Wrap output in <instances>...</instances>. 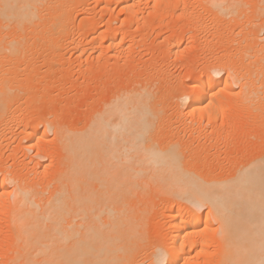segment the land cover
I'll return each instance as SVG.
<instances>
[{
    "label": "bare ground",
    "instance_id": "bare-ground-1",
    "mask_svg": "<svg viewBox=\"0 0 264 264\" xmlns=\"http://www.w3.org/2000/svg\"><path fill=\"white\" fill-rule=\"evenodd\" d=\"M86 1L0 0V145L8 139L9 130L11 133L13 127L20 126L16 121L22 111L35 110L32 115L37 119L32 121L39 123L32 127L28 122V129L23 121L16 134L24 154L33 150L29 160L12 168L0 163V258L9 259L5 264H264V149H254L242 162L233 159L231 164L236 163H229L230 169L221 172L223 163L214 162L207 154L202 158L205 149L186 144V139L208 132L209 125L212 134L228 130L234 116L231 109L244 116L251 113L262 130L259 132L264 133V34L259 33L264 30V0L252 2L259 22L254 21L256 31L251 28V34L242 29L238 39L236 34L230 36L232 39L225 41L229 50L200 73H190L188 90L174 95L175 115L181 118L186 110L188 121L183 125L188 132L172 130L178 123L181 127L180 118L176 127L162 121L160 104H165L157 99L164 101V97L156 95L150 80L116 86L82 125L65 123L52 108L36 109L33 104L47 93L39 96L32 90L37 98L29 93L30 83L41 78L27 72L38 63L31 57L43 54L39 58L51 65L54 57L63 54V40L71 37L74 29L86 34L96 31V23L84 7ZM203 1L213 17L231 16L235 22L241 18L234 14L248 6L246 0ZM95 2L111 15L114 8L110 2H121L123 12L129 14L127 22L129 18L133 22L137 18L134 9L141 1ZM80 6L77 18L74 11ZM157 13L162 11L154 15ZM105 27L97 28V44L87 53L106 52L108 56L109 52L110 58H116L131 33L111 24ZM211 29L203 42L209 43L215 36L217 29ZM173 34L167 36L169 41L174 42L175 31ZM127 52L130 56V50ZM45 156L50 157L48 163L42 160ZM40 166L42 171H38ZM28 170L34 172L32 179L25 173ZM155 214H160L163 228L153 221ZM153 223L159 239L149 233ZM159 229L164 230L161 233Z\"/></svg>",
    "mask_w": 264,
    "mask_h": 264
},
{
    "label": "rangeland",
    "instance_id": "rangeland-1",
    "mask_svg": "<svg viewBox=\"0 0 264 264\" xmlns=\"http://www.w3.org/2000/svg\"><path fill=\"white\" fill-rule=\"evenodd\" d=\"M131 1L132 0H130V2ZM160 1L159 0H144V1L139 0L140 3L136 5L137 8L134 6L135 7L134 10L137 11L136 13L138 15L136 14V17L137 18H138V16L140 17V18H138L140 22L136 21V20H138L137 18L133 19L134 21L131 22L132 19L130 20L129 17H128L129 21L127 22L128 19L126 17H127V15L129 16V14H127L126 13L127 11H125V10H124L125 12H123V8L121 6L122 1L119 3L116 2V4L115 3L112 4L110 2L109 6L114 8V10H113L114 13L112 12V15H111L110 14L111 12L109 10H108V12H109L108 13L105 9H103V8L101 9V6L99 5V3L97 5L95 0H90V1L87 0L86 5L84 7L89 9L88 10V16H90L93 19L94 24L96 23L95 24L96 25L95 26L96 31H94L93 34L92 33L86 34L82 31V29L81 30L78 28H76L77 30L74 29L73 35L71 37L67 38L65 41L63 40V43L65 42L64 44H62L63 47L61 46V50H63V51H60L61 53L63 52V54H60L61 56L60 55L57 56L56 59L53 55H52V57L48 56L50 62H51V60H53V57H54V61H53L54 64H53V62L51 63V65L49 62L43 63L44 61H46V60L41 59L43 54L42 55L36 54V55L31 57L33 59H36V61H38V63L33 68H30L29 71H27V72L28 73L30 72L31 74H33L35 76L38 75L36 79H38L40 77L42 78V76H43V78L42 79L40 78L41 80L40 79L36 80V82L38 81L37 83L34 81H32L30 83L32 88L29 87V89H30L29 93L31 94V96H32V94L35 95L34 96L35 98L38 97V96H36V94L40 96L44 93H47V96H46V94L42 96L43 98H44V96H45V98L49 96L46 99L44 98V100L42 97H39L41 100L37 99L38 101L35 102V104H33L36 106V109H38V108L46 109V107L52 108V110H54L56 112L59 111L58 115H61V118H63V121L65 120L64 121L65 123L67 122V124H69V125H72V124L74 125V123L77 122L78 125H82L83 122L85 121L86 117L90 114V112H93L94 110L98 109L102 103L101 101L110 98V94L112 95L113 92L116 90V88L119 87L120 85H123L124 83L125 84L131 83L133 80L134 81H139V80L142 81L141 79H143L144 81L150 80L151 83L154 82L155 91L156 90L158 91V92L156 91V93H157L156 95H158V93H159V95L161 94L164 97V101L157 99V101H159V103L165 104V105L160 104L162 107V113H161L162 118L165 117L162 121H164L166 124L167 123L170 124V122L174 123L173 125L171 124L173 127L176 124V122L178 123L179 120L182 119L181 121H183V122L180 121V123L182 124V125L181 124L180 125L184 129H180L181 127L178 125L179 123L176 124L178 126L176 129H174V128L173 129L171 128V129L176 130V131L178 129L179 131L181 130V132L182 131L188 132V129H186L183 125L184 121L186 124L188 121L187 120L188 115L186 114V110H184L185 112H184V114H182L184 118L182 116L180 118V116L177 117V115H175V111H174L176 108V107H174V106H176L175 96L177 94H180V92L188 90V88H189L188 87L189 86L188 75L190 73H193V74L200 73V71H203L204 68H206V66L208 67L209 65L214 64L216 62V59L218 57H220V55L222 53L226 52V48L228 47L227 46L228 43L225 45V43H226L225 41L231 40L232 39L231 37L233 36V34H236L235 37L239 36L240 34H243L242 29H243V31L245 30L244 33L251 31L252 29L254 31H256V26H254L253 24L254 23L256 24V22H258V18L255 19L256 17L254 16V13L252 12L253 6H254V4L252 3L253 0L252 1L248 0L251 5L249 4V2L246 3V1H247L246 0L245 4L248 6L245 7L243 5V9L240 11L241 14L240 13L234 14V17L237 16V17L241 18L240 20L238 18V20L236 22H235V20H233V19H235L233 17L231 18V20H232L231 21L230 20L231 16H229V15H228L229 16L228 18H227V16L225 17L226 20L223 18H222L223 20L222 19L218 20L217 18L213 17L211 15V13L208 11L207 6L204 5L203 0H188L189 2L187 0H184V1L183 0H172V1L170 0L171 2L169 1V3L167 1L165 2V0H162L161 1L162 4ZM256 1L257 0H254V3ZM168 4H170V5H168ZM191 5H193V6H191ZM86 6H88V7H86ZM80 7L76 8L74 11V14L77 16V18H79V15L81 14L80 11H81L82 7L81 8ZM175 7H176V10H175ZM156 8L159 11V13H161V11H162L163 15L157 13L156 14L157 16H155L154 13L158 12L156 10ZM163 8L165 10H163ZM244 9H247V10H244ZM121 10H122V12H121ZM243 10L245 13L242 12ZM153 11H154V13H153ZM247 11H248V14L251 16L247 15ZM116 15H117V17L119 16L118 17L119 22L113 20L114 17H115V19H117ZM153 16H155V18H153ZM158 16H159V19H158ZM181 16L187 17V18L180 21L179 19ZM119 19H123V20L126 19L125 20L126 22H124V25H123V23L120 24V22L121 21L123 22V20L120 21ZM145 19H148V20L150 19L149 21L151 22V24H149V23L145 24V22H148ZM214 19H215V21L218 20L217 23L220 22L219 25L214 21ZM251 19H253V20H251ZM108 20L110 21V23ZM248 20H249V23H248ZM229 21H230V23H229ZM254 21H256V22H254ZM213 22L217 24V25L215 24V26H217V28L214 27ZM108 24H111L113 26V28L118 29L119 31L123 30L121 32H125V33L128 32L127 35H130V33H131V35L129 37L127 36V38H125L124 42H122V43H124V44H122L123 46L121 47L123 50L121 49L118 56L115 55L116 58H114V57L110 58L109 52H107L108 56H106V52L102 53V54L101 53L96 54V55L88 54L87 52L89 51L90 47H92L94 44L95 45L97 44L96 43L97 36L98 35L100 36V34H98L95 37V34H97V32H98L97 28H104L105 29L106 28L105 26H107ZM145 25H147V26H145ZM244 26H246V27H244ZM142 27H144V28H142ZM147 27H148V29H147ZM212 27H213V29L214 28L217 29L215 36L212 39H210V41H208L209 43L203 42L202 40L204 39L203 37L205 36L206 32H208L207 30L210 31V29ZM249 27H250V30H249ZM194 28H195V30H194ZM205 29H206V31H205ZM174 31H175V36L173 37L174 42L172 40H171L172 41L171 42L168 39L169 38L168 35H174L173 34ZM252 31L250 32L251 34H252ZM238 32H239V34L237 35ZM259 33L261 36H263L264 30L260 31ZM93 35H94V37H93ZM133 35H134L136 40L134 39ZM216 35H217V37H216ZM221 35H222V37H221ZM142 36H143V38H142ZM167 36H168V38H167ZM195 36L197 37V39ZM239 37H241V36H239ZM131 38H133V39H131ZM94 39H95V41H94ZM165 39H168L169 42ZM236 39H238V37ZM129 40H131V42ZM137 41L141 42V43H138ZM220 41L224 42L225 46H223V45L221 46ZM201 42L204 44L203 45L200 44ZM129 43L131 45L132 44H134V45L129 46L130 45ZM128 46H129V48H128ZM124 47L126 49H124ZM223 47L225 50L223 49ZM126 50L127 51L130 50V56ZM227 50H229V49L227 48ZM150 51L152 52V54L150 53ZM234 51H232V53ZM126 52L128 53V55ZM124 53H125V56H129V57L124 58L123 57ZM196 53H198V54H196ZM39 56H41V57L39 58ZM44 57L47 59L46 56H44ZM108 59H110L109 62H108ZM39 60H40V62H39ZM39 64H41L42 66ZM44 64H46V65H44ZM153 64H155V65H153ZM50 70H51V72H50ZM193 70L195 73L193 72ZM138 72H140V73L138 74ZM84 74H85V77L83 76ZM152 75H154V76H152ZM44 77H45V79H44ZM130 77H133V78H130ZM32 84L35 88L32 86ZM45 86H46V88H44ZM47 86H48V88H47ZM236 87L237 86H235V88ZM32 90L35 91L34 93H36V94L32 93L33 92ZM43 90L45 92H43ZM46 90H47V92H46ZM162 96H159V97H161L160 99L163 98ZM49 99H50L49 103H51L50 105L48 103ZM45 100H47V102ZM51 100H53V101H51ZM39 101H40V103H39ZM42 101H44V102H42ZM41 102H42V104H41ZM36 104H38L39 106H41V105H43V106L39 107ZM31 107H34V106L31 105ZM29 111H30V109H29ZM29 111L26 112V110H24V111H22L24 114L23 113L19 114V117H18V115L16 116V117H18L16 122H18V124L20 123V126L17 127L16 129H13V128H15V127H13L12 132H11L12 134L10 133L11 130H9L8 131L9 137L7 136L8 139L5 140L6 143H4L5 141L1 142V145H0V148H1L0 149V154H1L0 155V157H1L0 163L1 164L3 163L4 165L3 164L2 165L5 167L9 166V168H12L15 166V164L18 165V164L22 163V161H26V160L28 161L29 157L33 154V150H27L28 154L27 153L24 154L25 149H23V146L21 144H19L18 141H16V139L18 138L16 134L19 135V129L21 128V125L24 123L23 121H25V123H27L28 129L31 128L32 125L35 127L36 123H37L36 127H38V125H39V123L36 122V120L34 122L32 121V120H34L33 118L37 119L36 118L37 115L34 116L36 111L35 110H31L30 112ZM32 111L33 112L35 111V113H33V115H32ZM231 111H233L231 114L234 115V116H232L234 120L231 119V124H230L231 127H229V129L226 130L225 132H222L223 134L220 133V135H219V134H215V133H213V134L210 133L211 129L208 128L210 126L209 125V126H207L208 132H206L205 134L204 133L201 134V137L198 136V137H195L194 139L192 137H190L189 139H186V141H187L186 144L188 145V143H189L191 146H193V147L190 146L192 149H195V147L196 148L199 147L200 150L205 149V152H203V150L201 151L202 154L200 156H203L202 158L205 159L206 158L205 154H207V156L209 155L207 158L211 159L212 156L214 157V158H212V160L214 162L216 161L217 163H221V164L223 163L222 167L225 166L226 169L221 167L223 169V170H221V172H224V170L226 171V170L230 169L231 165L232 164L234 165L238 161L239 162L244 161L249 156L248 155L249 152H251L249 154H254V152H255V151L253 152L254 149L259 150L262 148L261 149L262 151L264 149V138L261 137V136H264L263 135L264 133H261L262 130L259 129L260 127L258 125V122H256L257 119L255 117L253 118L251 113H249L248 116L245 113V116H244L242 113L238 112L239 113L238 114L237 111H235V110L231 109ZM168 116H169V118H168ZM166 117L168 120L166 119ZM248 117H251L252 119L248 118ZM253 119H256L255 122ZM19 121H21V122H19ZM167 121H169V122H167ZM28 122L30 124L32 122L31 126L29 125ZM171 125H168V126L170 127ZM176 125H175V127H176ZM257 127H259V128H257ZM172 130L169 129V131H171V133L172 132L174 133V131H172ZM259 130H261V132H259ZM176 131H175V133H176ZM48 134H49L48 135L49 138L52 137L51 132H49ZM10 138H12V139H10ZM191 140H193L192 143H190ZM23 143H25V142H23ZM5 147L7 150L5 149ZM17 148H19L20 150L19 149L17 150ZM258 150H256V152H258ZM242 151H243V153H242ZM238 152H239V154H238ZM7 155H9V156H7ZM215 155H218V156H215ZM13 156H14V158H13ZM233 159H235L236 162L231 164V162L235 161ZM42 160L45 163H48L50 161V157L45 156L42 158ZM18 162H20V163H18ZM227 165H228V168H227ZM38 168H39L38 171L39 170L42 171L41 170L42 166H40ZM32 172L33 171H31V173H30L29 170L25 171V173H27V176L29 175V177L31 176L30 174L34 173V172L33 173ZM25 173L23 174L21 172V175H23V177H24L26 175ZM217 174H220V173H218V171H217ZM32 177H35V176L33 175ZM9 187H10V185H9ZM155 215L157 216V219L155 216L153 218V221L155 219L156 220L155 223H158V225L161 224L159 222L161 220V217H159L160 214L159 215L155 214ZM155 223L150 225V228L153 227V229L149 228L150 229L149 233H151V231H152V233L154 234L153 235L151 233L152 238L156 236L155 234H157V232H155V230H158L157 228L155 229V227L153 226V225H156ZM161 225H163V224H161ZM161 225H159L158 227H161ZM161 228H163V226ZM159 230L162 233V231L164 229L163 230L159 229ZM159 237L161 238V236L158 234V238L156 236L155 239H159ZM7 260H9V259L0 258V262H1L0 264H5Z\"/></svg>",
    "mask_w": 264,
    "mask_h": 264
}]
</instances>
